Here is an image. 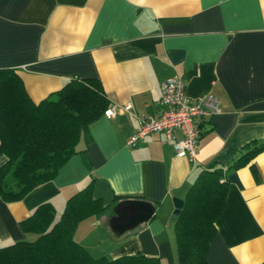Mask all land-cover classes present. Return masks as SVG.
Here are the masks:
<instances>
[{"label":"crops","instance_id":"0c3cea01","mask_svg":"<svg viewBox=\"0 0 264 264\" xmlns=\"http://www.w3.org/2000/svg\"><path fill=\"white\" fill-rule=\"evenodd\" d=\"M3 69L17 73L35 103L71 81L96 80L109 107L132 110L89 125L86 152L54 180L19 202L0 198V249L34 242L38 235L22 224L44 204L58 221L67 202L92 183L94 198L109 208L78 225L79 245L95 259L148 256L179 264L173 200L185 201L201 172L228 169L247 145L264 144V0H0ZM175 76L191 100L211 95L221 102L218 115L197 121L194 161L179 158L164 133L127 147L140 120L159 113L161 85ZM7 162L0 155V169ZM251 164L259 182L250 166L227 172L226 209L207 264H264V151ZM126 201L150 203L155 213L117 235L115 209Z\"/></svg>","mask_w":264,"mask_h":264},{"label":"trees","instance_id":"16d2710c","mask_svg":"<svg viewBox=\"0 0 264 264\" xmlns=\"http://www.w3.org/2000/svg\"><path fill=\"white\" fill-rule=\"evenodd\" d=\"M108 107L99 81H71L35 103L14 70H0V155L8 158L0 169V198L6 203L19 202L54 180L75 155L82 130L86 132ZM244 150L228 169L201 172L189 191L175 228L179 264H207L209 245L217 235L216 222L226 209L228 170L250 166L260 181L251 162L264 151V144L251 143ZM108 208L94 198L92 183L67 202L58 221L51 204L41 205L22 224L25 232L38 238L0 249V264H162L160 258L148 256L95 259L74 240L83 220L100 217Z\"/></svg>","mask_w":264,"mask_h":264},{"label":"built area","instance_id":"2783aa9c","mask_svg":"<svg viewBox=\"0 0 264 264\" xmlns=\"http://www.w3.org/2000/svg\"><path fill=\"white\" fill-rule=\"evenodd\" d=\"M159 113L153 117L142 118L140 129L127 142L129 149L136 148L153 133H164L173 142L176 155L194 161L201 138L199 119L214 117L221 112V102L204 95L191 100L187 95L186 84L182 77L175 76L161 85V98L158 101ZM130 105L110 106L104 116L113 119L121 111L131 112Z\"/></svg>","mask_w":264,"mask_h":264},{"label":"water","instance_id":"95a60500","mask_svg":"<svg viewBox=\"0 0 264 264\" xmlns=\"http://www.w3.org/2000/svg\"><path fill=\"white\" fill-rule=\"evenodd\" d=\"M86 150V133L82 130L80 142L75 148V154L84 153ZM173 203L175 210L172 220L177 221L184 208V201L175 198ZM115 213L116 217L112 222V227L116 234L120 235L150 221L155 213V208L152 204L143 201H126L117 205Z\"/></svg>","mask_w":264,"mask_h":264},{"label":"rangeland","instance_id":"374dc122","mask_svg":"<svg viewBox=\"0 0 264 264\" xmlns=\"http://www.w3.org/2000/svg\"><path fill=\"white\" fill-rule=\"evenodd\" d=\"M172 217H173V215H172ZM171 223H172V228H171V231H172V236H173V249H174V254H175V257H176V259H175V257H174V262L173 263H179L178 262V255H177V241H176V236H175V228H176V221H171Z\"/></svg>","mask_w":264,"mask_h":264}]
</instances>
